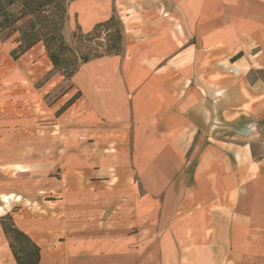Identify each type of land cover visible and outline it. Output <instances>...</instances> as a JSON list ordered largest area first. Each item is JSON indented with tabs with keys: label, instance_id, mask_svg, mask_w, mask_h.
Wrapping results in <instances>:
<instances>
[{
	"label": "crops",
	"instance_id": "1",
	"mask_svg": "<svg viewBox=\"0 0 264 264\" xmlns=\"http://www.w3.org/2000/svg\"><path fill=\"white\" fill-rule=\"evenodd\" d=\"M114 14L122 54L52 100L0 37V264L6 225L38 264H264V0H69L65 37Z\"/></svg>",
	"mask_w": 264,
	"mask_h": 264
},
{
	"label": "trees",
	"instance_id": "2",
	"mask_svg": "<svg viewBox=\"0 0 264 264\" xmlns=\"http://www.w3.org/2000/svg\"><path fill=\"white\" fill-rule=\"evenodd\" d=\"M21 1L23 3V13L21 16H28L31 19L28 23V29L14 30V32L20 34V45L12 52L14 58L20 57L36 44L42 42L55 70L57 72H66V75H64L65 78L71 80L82 64L105 56H118L122 54L124 50V30L123 24L118 15L114 14L108 21L96 25L95 28L87 34L81 32L75 33V38L80 42H91L93 40L99 41L97 48L90 49V53L82 57L79 62L76 58L73 60L63 58L64 55L73 53L72 48L66 44L62 33L69 0ZM52 8H57L62 14L61 23H54L48 15ZM3 28L4 25L0 24V31ZM103 33H112L109 38L105 39V43L100 41L103 39ZM106 36H108V34ZM6 231L10 237L14 235L17 241H23L30 244L29 239L13 227L6 225ZM32 250V253H27L25 256L26 258L21 257L20 254L16 252L19 264H38V250L35 246L32 247Z\"/></svg>",
	"mask_w": 264,
	"mask_h": 264
},
{
	"label": "rangeland",
	"instance_id": "3",
	"mask_svg": "<svg viewBox=\"0 0 264 264\" xmlns=\"http://www.w3.org/2000/svg\"><path fill=\"white\" fill-rule=\"evenodd\" d=\"M1 1V6H0V24L4 25V28L0 31V37L1 39H4L7 35H10L14 32V30L16 29H23L26 30L28 29V23L30 21V17L26 16V17H22V13H23V3L21 0H15V1H10V0H0ZM48 15L51 17L52 21H54V23H61V17L62 14L58 11L57 8H52L51 11H49ZM122 22V21H121ZM66 23V20H65ZM123 24V23H122ZM53 25V24H52ZM65 28V25H64ZM64 28H63V36L65 39L66 44L72 48L73 53H69L63 56V58H67L69 60H73V59H78V61L80 62V59L84 56H86L88 53H90V49H96L97 45L99 43L98 40H93L91 42H80L79 40H77L74 36V40L69 41L66 39L65 34H64ZM113 33V32H112ZM112 33H103L102 35V41L103 43H105V39L109 38ZM108 34V36H106ZM66 72H57L56 70L53 71V73L51 74V76H63L65 78L64 75ZM50 78V76H46L43 80H41L38 83V86L44 85L45 82L48 81V79ZM70 83L71 80L65 78V80L63 81V83L61 85L58 86L57 90H56V94L53 95V98L58 96L60 93L64 92L66 89H68L70 87ZM50 100V101H51ZM49 103V101H48ZM9 224V223H7ZM9 226V225H8ZM12 238L14 239V242L17 245L18 248V252L20 253L21 257L26 258L25 256L27 255V253H32V247L27 243V242H23V241H17L15 239V236L12 235ZM21 249H27L25 253H21Z\"/></svg>",
	"mask_w": 264,
	"mask_h": 264
}]
</instances>
